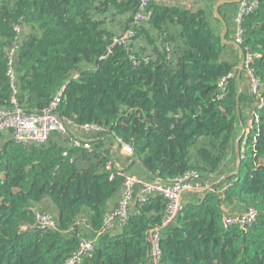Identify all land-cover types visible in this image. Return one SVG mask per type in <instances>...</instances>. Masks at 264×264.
Returning <instances> with one entry per match:
<instances>
[{
	"label": "trees",
	"instance_id": "16d2710c",
	"mask_svg": "<svg viewBox=\"0 0 264 264\" xmlns=\"http://www.w3.org/2000/svg\"><path fill=\"white\" fill-rule=\"evenodd\" d=\"M218 1L0 0V112L40 113L60 92L67 128L29 144L0 131V264H66L82 240L79 264H264V0L218 8L238 48L220 40ZM188 172L213 192L184 193L167 223L150 195L104 229L127 176ZM249 209L252 225L223 226Z\"/></svg>",
	"mask_w": 264,
	"mask_h": 264
},
{
	"label": "built area",
	"instance_id": "2783aa9c",
	"mask_svg": "<svg viewBox=\"0 0 264 264\" xmlns=\"http://www.w3.org/2000/svg\"><path fill=\"white\" fill-rule=\"evenodd\" d=\"M243 3L244 5H241V14L244 13L245 8H247L246 2ZM147 17L148 15L140 13L137 16V19L138 21H143L146 20ZM244 61V65L246 64L247 71H249L250 58H247ZM60 96L61 93L58 92L48 108L36 114L24 112V110L19 108L18 104L13 100L11 108L8 111L0 112V131L5 129L11 130L14 139L20 144L44 142L53 131L67 133L65 123L61 117H58L59 113L57 108L60 103ZM81 129L90 134L103 131L100 128L88 125L81 127ZM71 141L75 146H82L85 149H90L88 142H82L75 137H73ZM121 151L127 153L125 154L126 156H130V149L127 146H122ZM112 179L113 178L110 177V180ZM196 180L197 175L193 172H188L166 185L145 182L142 179L127 176L121 187V196L118 202V207L111 215L106 217L104 229L108 230L109 225L112 222L124 224L135 213L137 208L143 206L147 202L148 197L153 194H159L168 200L169 205L167 207L164 222H169L176 214L184 193L200 192L203 190L213 192L210 184L205 183L202 185L196 182ZM256 218V210L249 209L242 216L224 218L223 226L225 228L237 226L240 229H244L252 225ZM36 220L44 227H54L53 221L48 215L36 214ZM156 242L157 237L154 236L153 244L155 247ZM93 247L92 243L82 240L78 250L66 261V264H79L83 257L89 255L93 251Z\"/></svg>",
	"mask_w": 264,
	"mask_h": 264
},
{
	"label": "water",
	"instance_id": "95a60500",
	"mask_svg": "<svg viewBox=\"0 0 264 264\" xmlns=\"http://www.w3.org/2000/svg\"><path fill=\"white\" fill-rule=\"evenodd\" d=\"M241 2V0H232V1H230V0H219L217 3H216V5L214 6V9H213V13H214V16H215V18L221 23V25H222V27H223V30H222V32H221V34H220V40H221V42L223 43V44H225V45H233V46H236L237 48H238V44L236 43V41H225L224 40V37H225V34H226V32H227V28H226V25H225V22L223 21V19L219 16V14H218V8L221 6V5H224V4H230V3H240ZM240 51V54L242 55V52H241V50H239ZM244 59L242 58V61H241V64H240V66H239V71H241L242 70V68H243V66H244ZM238 99V98H237ZM236 113H237V116H238V118H239V108H238V102H237V104H236ZM58 117L60 118V114H58ZM120 149V146L119 145H117L116 146V151H118ZM239 153H240V151L239 150H237V156H239ZM133 162H138V160L136 159V158H133L132 159V162L131 163H133ZM238 168H239V164L237 165V170H238ZM127 169V168H126ZM125 169V170H126ZM124 170V171H125ZM236 170V171H237Z\"/></svg>",
	"mask_w": 264,
	"mask_h": 264
},
{
	"label": "rangeland",
	"instance_id": "374dc122",
	"mask_svg": "<svg viewBox=\"0 0 264 264\" xmlns=\"http://www.w3.org/2000/svg\"><path fill=\"white\" fill-rule=\"evenodd\" d=\"M244 5V3L242 4V6ZM10 66H11V69H12V67H14V62H13V60H12V57L10 58ZM243 67H245V69L247 70V67H246V64L243 66ZM240 131H241V126L239 125L238 127H236V135L238 136L239 135V133H240ZM121 154H127V153H123L122 151H121ZM168 217V216H167Z\"/></svg>",
	"mask_w": 264,
	"mask_h": 264
},
{
	"label": "crops",
	"instance_id": "0c3cea01",
	"mask_svg": "<svg viewBox=\"0 0 264 264\" xmlns=\"http://www.w3.org/2000/svg\"><path fill=\"white\" fill-rule=\"evenodd\" d=\"M231 37L233 38L234 36H231ZM231 41H232V39H231ZM80 139H84L85 140L87 138H86V136L83 135ZM123 155L126 156L125 154H123Z\"/></svg>",
	"mask_w": 264,
	"mask_h": 264
}]
</instances>
